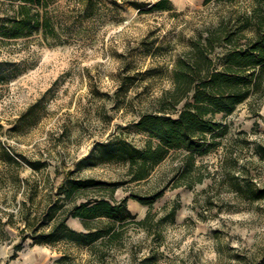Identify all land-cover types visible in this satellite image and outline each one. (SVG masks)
<instances>
[{
  "label": "rangeland",
  "instance_id": "374dc122",
  "mask_svg": "<svg viewBox=\"0 0 264 264\" xmlns=\"http://www.w3.org/2000/svg\"><path fill=\"white\" fill-rule=\"evenodd\" d=\"M172 2L173 11L150 13L123 4L117 14L87 20L61 40L40 33L14 39L0 36V63L6 76L0 77V224L6 232L0 231V264H66L58 260L65 252L71 255L69 264L94 260L88 247L67 242L32 244L27 239L16 251L20 228L25 226L22 212L41 209L65 171L88 155L96 142L124 138L139 147L149 141L157 144L135 122L141 113L156 110L158 98L172 87L175 58L196 28L216 22L231 8L205 0ZM250 3L243 0L237 8ZM227 121L230 131L222 145L197 157L211 175L193 187L169 186L153 204L152 211L159 216L165 204H180L176 220L162 225L159 264H236L237 254L245 255L246 262L264 254V200L250 201L222 181L223 166L236 147L237 174L246 164L254 182L264 185V163L254 151L255 141L264 143V104L256 114L243 103ZM24 158L46 165L34 170ZM180 164V151H171L148 180L91 189L88 194L111 201L135 192L147 194L172 177ZM125 171L123 164L108 162L84 167L74 176L119 180L127 178ZM128 206L138 219L151 208L133 197ZM68 222L86 230L79 217ZM159 240L155 232L148 234L133 224L125 245L109 249L103 264H132L134 252L142 256Z\"/></svg>",
  "mask_w": 264,
  "mask_h": 264
},
{
  "label": "trees",
  "instance_id": "16d2710c",
  "mask_svg": "<svg viewBox=\"0 0 264 264\" xmlns=\"http://www.w3.org/2000/svg\"><path fill=\"white\" fill-rule=\"evenodd\" d=\"M0 0V36L3 38L27 37L40 33L44 38L61 40L65 33L84 25L87 20L106 19L119 12L123 4L136 7L141 13L173 11L172 0ZM243 0H205L231 7L216 22L196 28L179 52L172 66V87L158 98L156 110L139 115L135 126L156 139L139 147L124 138L98 141L88 155L75 161L74 168L65 171L50 200L32 213L22 212L21 241L15 250L32 244L55 245L60 242L86 246L94 260L90 264H103L109 249L125 245L126 233L131 225L142 227L148 234L155 232L160 239L142 256L133 253L132 264H159L162 225L176 220L180 204L163 206L164 213L153 212V204L164 195L169 186L193 187L211 175L207 166L197 163V157L222 145L230 125L229 115L238 106L248 103L259 113L264 104V0H249L248 8H237ZM236 7H232V6ZM0 63V77L2 73ZM247 144L250 141L245 140ZM234 147V146H233ZM9 158L18 162L7 150ZM171 151H180L181 164L162 186L147 194L132 193L120 200L111 201L104 196L91 197V189L148 180L155 167L166 160ZM254 151L264 163V143L255 141ZM24 161L34 170H41L46 162ZM117 162L125 166L127 178L104 180L95 177H77L74 173L87 166ZM239 154L230 150L226 160L223 183L250 201L264 200V185L258 186L246 164L237 174ZM84 200L78 201L79 198ZM133 197L151 208L138 219L129 206ZM70 217H79L86 230L72 227ZM1 220V218H0ZM1 233L5 230L0 224ZM236 264H264V254L252 262L237 254ZM65 252L59 261L71 263Z\"/></svg>",
  "mask_w": 264,
  "mask_h": 264
}]
</instances>
